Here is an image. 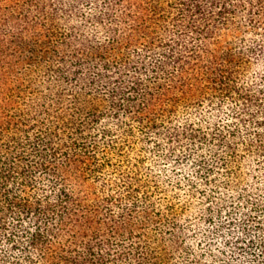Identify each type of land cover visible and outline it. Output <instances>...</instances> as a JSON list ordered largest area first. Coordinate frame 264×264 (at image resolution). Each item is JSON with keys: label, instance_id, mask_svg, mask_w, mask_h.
<instances>
[{"label": "trees", "instance_id": "obj_1", "mask_svg": "<svg viewBox=\"0 0 264 264\" xmlns=\"http://www.w3.org/2000/svg\"><path fill=\"white\" fill-rule=\"evenodd\" d=\"M0 264H264V0H0Z\"/></svg>", "mask_w": 264, "mask_h": 264}]
</instances>
